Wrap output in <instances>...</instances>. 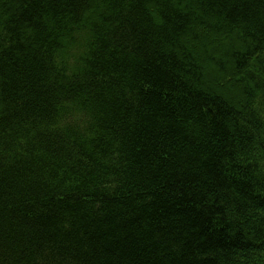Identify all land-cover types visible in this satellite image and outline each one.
<instances>
[{
  "label": "trees",
  "instance_id": "1",
  "mask_svg": "<svg viewBox=\"0 0 264 264\" xmlns=\"http://www.w3.org/2000/svg\"><path fill=\"white\" fill-rule=\"evenodd\" d=\"M0 264H264V0H0Z\"/></svg>",
  "mask_w": 264,
  "mask_h": 264
}]
</instances>
